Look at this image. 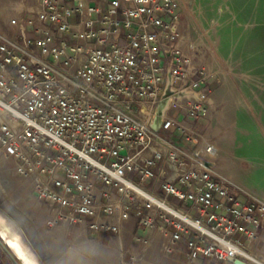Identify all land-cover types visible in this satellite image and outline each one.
<instances>
[{
    "label": "built area",
    "instance_id": "obj_1",
    "mask_svg": "<svg viewBox=\"0 0 264 264\" xmlns=\"http://www.w3.org/2000/svg\"><path fill=\"white\" fill-rule=\"evenodd\" d=\"M183 10L180 0H110L108 10L41 0L35 16L13 19L23 39L0 35V153L60 205L55 221L91 216L92 228L118 232L135 214L168 250L186 239L192 259L264 264L236 237L258 242L264 200H239L241 186L214 176L211 143L189 156L166 134L181 125L167 109L188 87L193 115L209 100L207 57Z\"/></svg>",
    "mask_w": 264,
    "mask_h": 264
},
{
    "label": "rangeland",
    "instance_id": "obj_2",
    "mask_svg": "<svg viewBox=\"0 0 264 264\" xmlns=\"http://www.w3.org/2000/svg\"><path fill=\"white\" fill-rule=\"evenodd\" d=\"M180 1L183 30L199 43L215 78L207 89L210 100L197 116L189 111L187 98H178L180 106L170 115L181 125L172 138L189 151L211 143L215 150L207 158L214 176L239 183L246 187L241 192L264 200V0ZM28 2L30 10L38 4L0 0V35L19 31L20 10ZM13 19L17 22L11 25ZM183 127L192 131L185 134ZM0 184V208L23 225L26 239L47 264H185L166 251L165 235L149 232L140 221L136 228L125 221L120 231L103 238L101 230L88 226L94 217L79 215L87 221L74 222L60 214L55 221L60 205L40 197L32 180L17 171L14 157L1 153ZM0 264H16L1 243Z\"/></svg>",
    "mask_w": 264,
    "mask_h": 264
},
{
    "label": "crops",
    "instance_id": "obj_3",
    "mask_svg": "<svg viewBox=\"0 0 264 264\" xmlns=\"http://www.w3.org/2000/svg\"><path fill=\"white\" fill-rule=\"evenodd\" d=\"M90 2H92L93 4H98V5H101V6H103V8L105 9V10H108V7H109V1L110 0H89ZM77 2V0H64V3L65 4H67V5H74L75 3ZM23 3H25V2H23ZM26 4H28V5H25V6H23V7H21V10H20V12L22 13L21 14V20H24V17H26V16H29L30 14H32V13H35V12H37L38 10H40V8H41V0H38V4L37 5H35L34 7H33V9H29V8H31V6H30V3L28 2V3H26ZM78 19V16L75 14V15H73L72 16V20H77ZM18 29H19V27H17ZM185 29V28H184ZM26 35L28 36V37H30V38H32V40L34 39V37L36 36V32H35V28H34V26H27V30H26ZM13 37H17V38H19V39H23V36L21 35V32L20 31H15V32H13ZM200 76V74L198 75V77ZM196 75L193 77V79H196ZM212 78L214 79L215 77L213 76L212 77V75H210V76H208L206 79H203V82L201 83V85H203V87L204 88H209L210 87V83H209V81L210 80H212ZM200 79H201V77H200ZM193 81V80H192ZM189 83L191 84V81H189ZM202 87V86H201ZM192 90L190 89V87H188V89L187 90H185L183 93H182V95L180 96V97H182V98H187L188 99V97H194L193 95L191 96V92ZM209 100H210V98H209ZM167 111L169 112V114H170V112H171V110L168 108L167 109ZM173 112V111H172ZM175 114H176V112H175ZM181 118V116L179 115V119ZM185 118V117H184ZM179 122V121H178ZM176 128H178V127H176ZM176 128H174V129H172V130H170V131H168L166 134H167V136L175 143V145L180 149V151H182V152H184L185 154H188L189 156L190 155H193L194 153H195V151H196V149H194L193 151H189L188 150V148L187 147H184V146H182L181 144L179 145V144H177L174 140H173V138H172V136H173V133L175 132V131H177L176 130ZM181 141L182 142H184V140H182V135H181ZM209 162H210V160H209ZM210 165H211V167H212V163L210 162L209 163ZM97 183H98V186H99V192L100 193H102V192H104V191H107L108 190V186L107 185H105V184H103V182L102 181H97ZM238 185H240V186H242L241 184H239V183H237ZM246 188V187H245ZM244 188V189H245ZM248 189V188H247ZM237 196H238V199L239 200H246V199H248L249 198V194L247 193V192H239L238 194H237ZM103 199H105V197H102ZM220 199H222L223 201H225L226 203H230V204H233L231 201H229V200H227L226 198H222V197H220ZM220 209V208H219ZM86 219H85V217H80V218H78L77 220H74V222H83V221H85ZM131 222L132 223H134V226H135V228L136 227H139L140 226V224H139V218L134 214V216H132L131 217ZM87 221V220H86ZM129 222V221H128ZM126 223V222H125ZM125 223H123V222H121V224L123 225V224H125ZM90 225V223H88V226ZM91 227V226H90ZM151 231V233L154 231L153 229H150V228H148V231ZM149 231V232H150ZM100 232H102L101 234H100V237H107V236H111V234H112V232H114V231H111V230H107V229H105V228H102L101 229V231ZM163 237L164 236H159V239L162 241V244H163V240H165V238L163 239ZM236 237L238 238V239H240L241 241H244L245 243H247V244H250V246L253 248L252 250H253V252L259 257V258H261L262 260H264V217H263V222H262V225H261V227H260V234H259V240H258V242L257 243H251L250 242V240L248 239V237H247V235H245L244 233H241V232H238L237 234H236ZM166 239L168 240V237H166ZM166 241V240H165ZM163 247H164V244L162 245ZM162 247V248H163ZM165 248V247H164ZM166 250V249H165ZM168 253H170L171 255H174V256H177L180 260H182L185 264H235V263H233L232 261H229V260H220V259H217V258H213V257H209V256H206V255H204V254H202V253H200L199 254V256L198 257H196V258H194V259H192L191 257H190V254H189V252H190V247H189V245H188V243H187V240L186 239H181V240H179V241H177V242H175V243H172V244H170V250H166Z\"/></svg>",
    "mask_w": 264,
    "mask_h": 264
},
{
    "label": "bare ground",
    "instance_id": "obj_4",
    "mask_svg": "<svg viewBox=\"0 0 264 264\" xmlns=\"http://www.w3.org/2000/svg\"><path fill=\"white\" fill-rule=\"evenodd\" d=\"M2 186H3V184H0V195L1 196L4 193V190H3L4 186L3 187ZM6 205L9 206L8 204H6ZM14 214H16V213L14 212ZM19 218L20 217H18V219ZM22 226L23 225H21L15 219V217L13 215H11L9 212H6L5 210L0 208V231L6 237L7 241L13 247H15L18 254L21 257H23L25 263L26 264H47L43 261L42 257L40 256V254L38 252L39 250L37 251L36 249H33V246L30 244L28 239H26V235H25V232H24V229ZM204 226L206 228H208L206 225H204Z\"/></svg>",
    "mask_w": 264,
    "mask_h": 264
},
{
    "label": "water",
    "instance_id": "obj_5",
    "mask_svg": "<svg viewBox=\"0 0 264 264\" xmlns=\"http://www.w3.org/2000/svg\"><path fill=\"white\" fill-rule=\"evenodd\" d=\"M0 243L5 248V250L11 255L16 264H26L23 257H21L16 251L15 247H13L6 239V237L0 231ZM228 260L232 261L235 264H249L247 261L242 258L235 256H228Z\"/></svg>",
    "mask_w": 264,
    "mask_h": 264
}]
</instances>
